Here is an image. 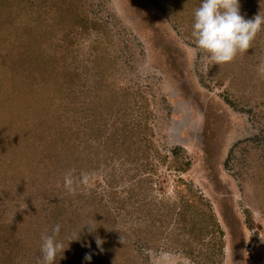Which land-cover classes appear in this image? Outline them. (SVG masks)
Returning a JSON list of instances; mask_svg holds the SVG:
<instances>
[{
    "label": "rangeland",
    "instance_id": "374dc122",
    "mask_svg": "<svg viewBox=\"0 0 264 264\" xmlns=\"http://www.w3.org/2000/svg\"><path fill=\"white\" fill-rule=\"evenodd\" d=\"M153 1L106 0L102 8L92 6L90 0L88 13L106 24L107 37L103 38H107L106 52L113 62L111 69L105 65L103 83H98L104 64L88 59L89 46L96 35L84 39L72 63L81 71L79 84L88 87L81 89L85 94L80 95V105L95 100L101 90L129 88L130 93H136L132 95L138 100L136 108L141 103L148 104V126L159 150L164 154L171 147L183 148L190 169L178 174L152 157L135 162L124 155L107 161L99 154L97 141L89 138L90 151L92 156L98 153L99 165L92 161L86 167L88 183L70 196L63 182L52 178L58 194L49 195V199L52 204L66 199L64 207L70 200V210L79 209L81 204L71 200L86 194L90 186H101L111 217L120 222L117 227H135L132 239L124 236L125 229L118 230L132 249L129 264H148V257L142 252L147 247L170 253L172 264H203L206 245H216L218 234L195 240L178 226L176 212L188 200L200 218L206 215L212 225L209 230L215 222L223 233L222 255L211 250L215 264H264V76L258 72L264 61V24L247 51L238 52L231 62L212 64L191 37L194 11L200 1L181 0L184 4L179 7L180 14L179 9L178 13L169 9L171 5L165 2L170 0L158 6ZM239 4L245 19L258 14L264 17V0H239ZM107 109L104 106L102 110L108 116L103 138L122 127L113 125L109 117L112 113ZM131 113L136 118L140 111L133 108ZM35 169L36 158L31 165L21 167L23 183L29 177L39 187L40 178L35 175L38 168ZM180 177L193 186L195 198L188 197L185 188L179 186ZM112 183H116L114 189L109 185ZM47 184L46 189L51 186ZM28 189H32L28 184L22 187L18 182L10 183L7 198L0 203L9 211L5 213L7 219H19L24 224L28 220L43 229V193ZM129 190L134 197L127 202ZM114 192V196L110 194ZM123 201L126 203L122 206ZM173 206L176 211L171 215ZM81 212L76 220L59 216L57 221L61 228L69 226L85 235L86 225L80 226L88 209ZM31 239L24 237L32 245H24L20 255L7 264H37L31 253L36 249L32 251L29 246L38 251L41 243ZM90 245L94 247L96 242L90 241Z\"/></svg>",
    "mask_w": 264,
    "mask_h": 264
},
{
    "label": "trees",
    "instance_id": "16d2710c",
    "mask_svg": "<svg viewBox=\"0 0 264 264\" xmlns=\"http://www.w3.org/2000/svg\"><path fill=\"white\" fill-rule=\"evenodd\" d=\"M91 1L94 7L106 6V0ZM154 1L158 6L165 0ZM171 2L165 3H169V9L174 8L177 13L179 9L180 14L179 7L183 2ZM89 3L90 0H0V201L7 198L10 183L17 182L22 187L28 184L33 192L41 191L45 199L42 203L43 229L28 220L24 224L19 219H7L5 213L9 211L0 203V264H7L19 256L24 245H32L25 242L24 237L28 241L32 237L31 241L40 240L42 243V235H51L53 226L59 223V216L76 220V215H82V209H88L85 221L80 226L84 228L86 225L87 233L83 235L82 231L72 230L69 226L61 228L57 239L63 241L65 251L58 253L54 264H129L132 249L128 248L124 236L132 239L135 227L121 226L124 231L117 227L120 222L111 217L113 214L108 210L105 194H101L105 191L100 192L101 186H90L86 194L76 195L75 200H71L81 204L79 209L70 210V200L68 207H64L66 199H62L61 204H52L49 199L56 191L52 178L63 182L65 172L74 168V176L79 179L81 173L87 172L86 167L92 161L99 165L98 153L92 156L93 152L90 151V139L97 141L99 154L107 161L124 155L135 162L140 158L152 157L153 161L166 165V168L178 174L190 169V160L183 148L171 147L164 154L159 150L152 129L148 126V104L141 103L136 108L138 100L132 97L136 93H130L129 88L101 90L95 95V100L80 105V95L85 94L81 89L87 90L88 87L84 83L79 84L81 71L72 63L76 61L74 54L84 39L96 35L89 46L88 59L104 64L98 83H103L106 66L111 69L113 62L106 52L104 40L107 38H103L107 37L106 24L92 12L88 13ZM85 69L83 71L86 73ZM131 101H134L133 105ZM104 106L109 114L112 113L109 117L113 125H122L105 138V120L108 116H104ZM133 108L140 111L136 118L132 117ZM127 142L131 143L128 147ZM35 158L39 187L29 177L24 183L20 177L21 167L31 165ZM46 183V186L51 184L48 189L44 186ZM116 183L109 184L111 189L115 188ZM178 184L185 188L188 197L195 198L191 184L182 177ZM80 186L86 185L81 184L76 190ZM110 194L114 196L116 193ZM128 194L127 202L134 197L132 190ZM125 203L123 201L122 206ZM175 209L176 206H173L171 215ZM176 221L195 240L218 234L219 242L206 245V257H202L203 264H215V254L212 255L211 250L216 249L221 256L223 248V233L219 225L214 222V228L209 230L212 225L206 215L200 218L197 208L188 200L176 212ZM90 223L96 227L94 232L89 230ZM118 230L126 235L120 237ZM97 236L103 240V251H100L97 243L94 247L90 245V241L96 242ZM29 248L32 251L36 249L31 253L33 262L37 263L41 257L40 247L38 251L35 246ZM86 254L91 255L90 261L85 260Z\"/></svg>",
    "mask_w": 264,
    "mask_h": 264
},
{
    "label": "clouds",
    "instance_id": "9594fccd",
    "mask_svg": "<svg viewBox=\"0 0 264 264\" xmlns=\"http://www.w3.org/2000/svg\"><path fill=\"white\" fill-rule=\"evenodd\" d=\"M264 17L260 14L252 19H245L240 14L239 0H201V4L194 11V22L192 25V42L195 47L207 53L206 59L212 64H223L231 62L238 52L242 53L250 48ZM258 72L264 76V61L258 66ZM75 169H69L63 177V186L70 194H75L77 186L87 184L89 176L81 173L79 179L74 176ZM90 232L96 227L93 223L88 224ZM61 225L53 226L51 235H42L41 257L37 264H54L58 253L64 252V243L58 240ZM79 238V234L77 239ZM121 242L123 243L122 239ZM97 247L103 251L101 240L96 237ZM143 254L148 257V264H172L173 257L166 251H157L151 247L142 249ZM60 258H63L61 256ZM85 260H91V255L86 254Z\"/></svg>",
    "mask_w": 264,
    "mask_h": 264
}]
</instances>
